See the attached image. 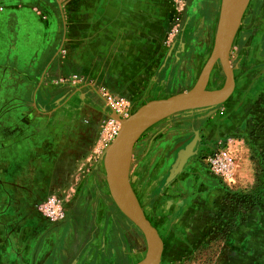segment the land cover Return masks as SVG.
<instances>
[{
    "label": "crops",
    "instance_id": "0c3cea01",
    "mask_svg": "<svg viewBox=\"0 0 264 264\" xmlns=\"http://www.w3.org/2000/svg\"><path fill=\"white\" fill-rule=\"evenodd\" d=\"M34 1L47 6L56 29L32 22L27 12L16 14L15 21L14 15L0 16L2 39L6 28L12 33L16 25L24 47L38 49L31 56L20 51L12 58L6 49L16 47L17 37L13 45L0 49V264H89L101 230L110 249L127 251L129 244L143 242L139 228L119 216L109 200H101L93 149L106 109L101 92H129L153 72L168 0ZM174 161L173 156L142 152L131 163V185L135 178L144 185L143 178L150 175L162 179ZM188 174L193 182L185 185ZM200 175L201 170L187 162L167 190L188 193V222L173 207V232L167 239L188 242L189 253L192 242L200 239L196 226L212 222L215 207ZM155 185L150 184L151 191H157ZM41 193L48 195L40 198ZM50 197L71 210L63 234H46L47 219L35 209ZM111 229L115 241L109 239ZM261 237L264 240V231Z\"/></svg>",
    "mask_w": 264,
    "mask_h": 264
},
{
    "label": "rangeland",
    "instance_id": "374dc122",
    "mask_svg": "<svg viewBox=\"0 0 264 264\" xmlns=\"http://www.w3.org/2000/svg\"><path fill=\"white\" fill-rule=\"evenodd\" d=\"M21 3L23 9H20ZM221 3L222 0H168L169 11L165 18L162 17L159 57L151 66L153 72L135 83L134 89L129 92L120 91L118 95L101 92L106 109L101 114L102 122L96 128L98 139L93 149L101 174V181L100 177L97 178L98 184L103 186L99 196L103 202L109 200L117 214L126 220L110 195L101 160L104 150L113 142L106 146L101 143L102 125L113 115L106 98L111 96L115 102L125 106V118L121 120H126L150 101L166 99L192 89L201 79L212 53ZM0 7L2 17L14 15L15 21L16 14L27 12L32 15V22L42 23L44 28L47 25L53 30L57 27V21L50 16L47 6L39 1L0 0ZM46 15L47 20L43 19ZM5 33L6 38L2 39L4 30L0 29V49L13 45L15 37L18 40L16 47L6 49V54L12 58L20 51H26L25 54L31 56L38 50L33 45L24 47L20 42L22 34L16 25L12 33L8 28ZM230 62L235 88L225 103L160 118L139 135L131 150V163L142 152L147 156H173L176 160L179 151L196 140L194 154L188 164H194L201 170L200 176L213 196L215 207L210 212L212 222L196 226L200 239L192 242L189 253L186 249L188 242L167 239L173 232V207L184 213L188 222V212L184 209L188 202L186 190L181 193L167 191L184 169L168 184L170 170L162 179L151 175L144 177V185H139L134 179L132 188L146 217L153 227L161 230L160 236L166 239L160 264H264V240L261 237V231H264V0L249 1L233 42ZM226 81L222 65L217 62L208 89H221ZM219 150L233 159L234 169L229 178L220 177L209 166V159ZM155 164L159 162H153ZM188 181L192 184V174H188L184 184L188 185ZM150 184H158L155 185L157 191H151ZM44 195L48 194L41 193L38 197ZM66 195L76 196L74 193ZM172 201H176L177 205ZM35 209L39 212V205ZM67 211L71 210L65 209ZM46 219V234H63L65 219L59 222ZM246 234L251 240H247ZM97 235H100L101 242L92 250V258L96 255L89 264H97L98 258H101L100 264H136L148 252L145 237L142 243L139 241V246L129 244L127 251H121L106 247L104 230ZM109 239H118L112 229Z\"/></svg>",
    "mask_w": 264,
    "mask_h": 264
},
{
    "label": "water",
    "instance_id": "95a60500",
    "mask_svg": "<svg viewBox=\"0 0 264 264\" xmlns=\"http://www.w3.org/2000/svg\"><path fill=\"white\" fill-rule=\"evenodd\" d=\"M250 0H222L216 38L212 53L207 60L201 79L189 91L166 99L150 101L140 107L126 120L113 142L104 150L103 162L110 195L118 209L143 233L148 242L146 256L136 264H160L164 244L147 219L130 181L131 150L139 135L154 121L180 111L213 108L225 103L235 88L230 54L237 31ZM220 62L227 78L226 84L218 90H209L211 73ZM196 140L180 150L171 166L167 184L184 169L194 154Z\"/></svg>",
    "mask_w": 264,
    "mask_h": 264
},
{
    "label": "built area",
    "instance_id": "2783aa9c",
    "mask_svg": "<svg viewBox=\"0 0 264 264\" xmlns=\"http://www.w3.org/2000/svg\"><path fill=\"white\" fill-rule=\"evenodd\" d=\"M106 101L110 106L113 115L102 125V146H106L115 139L120 130L121 119L125 118V106L115 102L111 96H108ZM209 166L215 174L223 178H229L232 176L234 162L233 159L227 155V153L219 150L209 159ZM39 211L44 217L54 222L62 221L66 217V212L62 202L55 197H50L45 202L41 203L39 205Z\"/></svg>",
    "mask_w": 264,
    "mask_h": 264
},
{
    "label": "flooded vegetation",
    "instance_id": "af4514ba",
    "mask_svg": "<svg viewBox=\"0 0 264 264\" xmlns=\"http://www.w3.org/2000/svg\"><path fill=\"white\" fill-rule=\"evenodd\" d=\"M66 218H67V213H66V217H65V220H66ZM62 221H64V220H62Z\"/></svg>",
    "mask_w": 264,
    "mask_h": 264
},
{
    "label": "bare ground",
    "instance_id": "6f19581e",
    "mask_svg": "<svg viewBox=\"0 0 264 264\" xmlns=\"http://www.w3.org/2000/svg\"><path fill=\"white\" fill-rule=\"evenodd\" d=\"M122 124L120 125V128H121Z\"/></svg>",
    "mask_w": 264,
    "mask_h": 264
}]
</instances>
